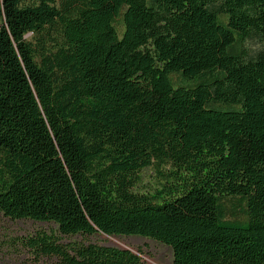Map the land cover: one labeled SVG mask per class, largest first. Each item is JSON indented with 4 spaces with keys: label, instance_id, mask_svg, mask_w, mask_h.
<instances>
[{
    "label": "trees",
    "instance_id": "trees-1",
    "mask_svg": "<svg viewBox=\"0 0 264 264\" xmlns=\"http://www.w3.org/2000/svg\"><path fill=\"white\" fill-rule=\"evenodd\" d=\"M0 211L264 264V0H0ZM14 241L32 264H147Z\"/></svg>",
    "mask_w": 264,
    "mask_h": 264
},
{
    "label": "rangeland",
    "instance_id": "rangeland-1",
    "mask_svg": "<svg viewBox=\"0 0 264 264\" xmlns=\"http://www.w3.org/2000/svg\"><path fill=\"white\" fill-rule=\"evenodd\" d=\"M29 38L32 37L29 36ZM142 177L140 190L149 191L157 186V172L153 168L144 170ZM41 229L57 234L63 243L74 241L95 242L140 251L144 255L147 264H172L174 258L171 246L151 237L141 235L111 236L102 232L65 235L59 232L58 225L55 222L33 219L13 220L0 211V264H32V258L14 240L18 236L32 234ZM38 264H52V262L45 260Z\"/></svg>",
    "mask_w": 264,
    "mask_h": 264
},
{
    "label": "built area",
    "instance_id": "built-area-1",
    "mask_svg": "<svg viewBox=\"0 0 264 264\" xmlns=\"http://www.w3.org/2000/svg\"><path fill=\"white\" fill-rule=\"evenodd\" d=\"M143 255V254H142ZM144 256V255H143Z\"/></svg>",
    "mask_w": 264,
    "mask_h": 264
}]
</instances>
